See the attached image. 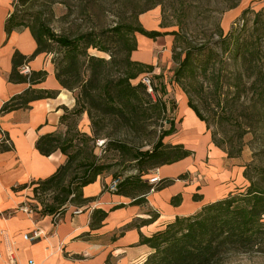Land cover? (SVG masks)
Instances as JSON below:
<instances>
[{"label":"trees","instance_id":"16d2710c","mask_svg":"<svg viewBox=\"0 0 264 264\" xmlns=\"http://www.w3.org/2000/svg\"><path fill=\"white\" fill-rule=\"evenodd\" d=\"M34 1L13 0L14 11L5 23V30L8 35L18 27H28L37 42V48L30 56L22 54L19 50L14 52L13 66L8 79L14 83H29V87L22 93L5 101L0 113L29 108L35 100L57 95V90L51 91L33 87L34 84L46 78L47 71L30 70L27 73L22 71L23 67L28 65L39 53H48L49 44L47 41L51 39L65 49L63 61L59 66H55L56 75L64 88L70 90L80 88V94L76 97L77 106L81 100H84L106 113L128 116L131 120H134L135 116L139 117L140 92H144L148 96H154V93L149 92L147 86L141 81L144 75L139 78L137 85H133L131 81L140 72L152 70L154 66L133 61L130 58L132 51L137 46L135 33L139 32L155 39L160 35L177 34L179 32L147 30L139 21L136 23H120L108 29L105 32L107 37L110 35L115 37L127 51L124 73L114 78L110 77V72L107 69L109 61L106 58L91 55L87 52L89 47L109 51L107 46L95 42L94 33L87 32L76 37H69L55 33L41 20L35 25L26 22L22 18L24 16L18 14L17 4L26 5L28 2ZM160 3V0H145V6L137 14H143ZM237 5L238 1L231 4L230 8ZM249 11V9L246 10L244 14ZM252 12L254 11L252 10ZM254 13L255 17L250 35H244L243 29L224 35V30L220 28V40L215 41L214 44H221L222 53L231 50L229 58H233L237 64L232 72L235 78L233 82L234 93L258 94L264 101V50L262 38L259 39L258 37L262 35L264 18L262 11ZM163 26H165L164 23H162ZM129 35L133 37L134 42L132 44L127 41ZM191 44H193L192 41H190V45L188 44L184 56L179 61V67L175 71L176 78L179 80L187 76L191 80H197L198 73L206 74L211 66H216L218 61L222 60L223 62V59H219V54L215 52V49L208 47V43ZM206 49L214 51L217 54L216 57L208 56L203 61L199 59L198 57L203 55ZM81 54L87 55L89 60L90 74L86 79L83 78L80 69ZM153 87L154 91H157V85L153 84ZM161 89L166 92L165 86H162ZM185 91L188 90L185 89ZM188 102L197 115L207 122L191 98ZM160 104H162L161 108L163 110L166 109V104L161 100H156L154 103L158 107ZM75 111L83 112L84 108H78ZM68 115L64 114L61 120L64 122ZM167 123H169V127L161 130L152 149H134L123 142H115L114 146L119 152L127 151L132 154V160L136 161V168L139 173L126 178H113L111 181L121 180L113 192L136 197L133 202L141 203L145 201L146 193L151 190L162 189L174 182L170 178L162 179L156 184H151L148 180H145L147 174L153 168L177 162L191 154V151L181 144L165 142V138L176 130L174 119H168ZM207 127H209L208 122ZM245 129L240 126V130H238L239 137L244 136ZM212 140L217 146L223 148L222 142L217 141L214 136ZM74 141V136L64 134L61 130L42 134L36 142L37 149L43 155L49 156L55 151L61 150L67 156L65 162L51 176L30 182V184L35 185L33 188L34 195L47 191L56 192L52 202L43 204V207L35 212L39 215H52L54 223L58 221V218L55 217L57 214L62 219L69 204L87 202L88 199L84 197L82 188L95 182L107 169L104 164H100L95 160H85L86 158H84L78 164L81 171L71 174L82 153L81 148L71 151V148L77 147ZM12 148L13 143L8 134L4 132L0 139V151H8ZM224 150L227 152V162L237 164L233 157H237L242 149H236L231 144V147L224 148ZM241 166L244 167L243 174L248 181L245 187L223 198L204 204L197 213L191 216H177L164 229L157 231L150 237L142 236L141 242L148 244L152 251L141 264H217L225 255L232 253L264 254V165L247 164ZM182 177L183 175L179 176V178ZM68 179L69 181H67ZM28 185L29 183L15 186L14 190L25 189ZM106 188L109 189V185ZM195 198L200 199L201 196L195 195ZM179 199L180 197H175L173 199L174 203H177ZM96 215L100 216V220H103L107 213L97 210L94 212V216ZM92 225L94 226V221Z\"/></svg>","mask_w":264,"mask_h":264},{"label":"crops","instance_id":"0c3cea01","mask_svg":"<svg viewBox=\"0 0 264 264\" xmlns=\"http://www.w3.org/2000/svg\"><path fill=\"white\" fill-rule=\"evenodd\" d=\"M13 11V0H0V110L5 101L29 87V83L8 79L14 52L19 50L30 56L37 48L28 27H18L7 34L5 23ZM159 14L157 9L141 14L142 26L164 32ZM164 35L154 39L136 33L137 46L131 59L155 67L160 39L165 38L167 44L173 42L171 35ZM28 67L47 71L46 78L34 84V88L58 93L33 101L29 108L0 113V139L5 132L13 143L11 150L0 151V264H8L12 253L20 264H27L29 259L37 264H141L152 251L141 242L142 236L150 237L177 216L192 215L204 204L247 184L244 168L227 162V153L213 142L206 122L189 106V100L181 96L173 118L176 130L165 142L181 144L191 154L155 168L145 179L149 181L158 174L160 180L170 178L173 183L151 190L145 194V201L134 203L136 197L107 189L111 179L101 175L82 188L87 202L69 204L56 225L50 214L25 211L23 206L31 200V191L28 187L15 191L14 187L51 176L67 158L61 150L43 155L36 147L37 139L42 134L61 131L62 116L77 105L74 94L57 78L52 55L39 53ZM180 175L183 177L179 178ZM195 195L201 198L196 199ZM175 197H180L177 203L173 201ZM97 210L107 213L103 220L94 216ZM35 229L42 230L43 235L34 241L26 240L24 234Z\"/></svg>","mask_w":264,"mask_h":264},{"label":"rangeland","instance_id":"374dc122","mask_svg":"<svg viewBox=\"0 0 264 264\" xmlns=\"http://www.w3.org/2000/svg\"><path fill=\"white\" fill-rule=\"evenodd\" d=\"M236 1L238 5L230 8ZM160 2L149 11L157 9L160 12V26L162 27V23L165 24L162 27L164 32L179 33L166 34L173 38L171 44H167L165 38H161L159 59L155 67L140 72L131 81L133 85H137L139 78L148 74L153 84L157 85V91L153 92L154 96L140 92L139 117L135 116L134 120L128 116L106 113L81 100L63 122L62 129V133L75 137L74 143L77 147L71 148V151L77 148H81L82 151L71 174L81 171L78 164L84 158L106 165L107 169L103 175H107L111 180L138 174L139 170L136 168V161L132 160V154L127 151L119 152L114 146L115 142H123L134 149H152L161 130L169 127L167 120L176 118L181 96L188 100L191 98L200 109L209 124L207 130L211 138L214 136L217 141L222 142V149L231 147V144L236 149H242L237 157H233L237 164L264 165L263 98L258 94L234 93L235 78L232 72L237 64L233 58H229L231 50L222 53L221 44H214L220 40V28L224 30V35L240 29H243L244 35H250L254 12L262 11L264 18V0H160ZM144 6L145 0H35L26 5L17 4V11L19 15L24 16L22 18L26 22L35 25L41 20L59 35L76 37L87 32L94 33L95 42L107 46L109 51L89 47L87 52L106 58L109 61L107 69L110 77L117 78L124 73L127 51L115 37L112 35L107 37L105 32L120 23L138 21L141 23V14L137 12ZM248 9L250 11L244 14ZM258 37L262 38L264 50V27L262 35ZM127 41L130 44L134 42L132 35L127 37ZM190 41L193 42L191 45L208 43V47H213L223 62L218 61L206 74L198 73L197 80H191L189 76L179 80L175 71ZM47 42L48 54L52 55L55 66H59L63 61L65 49L51 39ZM215 52L206 49L198 58L203 61L208 56L216 57ZM80 69L83 78H88L90 67L87 55L81 54ZM162 86L166 87V92L162 91ZM65 89L72 92L75 97L80 94V88ZM156 100L165 103L166 109L161 108L162 104L159 107L155 106ZM78 108H84V111H75ZM240 126L246 128L242 138L238 134ZM154 169L150 170L147 176L151 175ZM34 186L29 182L31 200H27L25 205L36 212L43 204L52 202L56 192L47 191L34 195ZM217 264H264V254L232 253L225 255Z\"/></svg>","mask_w":264,"mask_h":264},{"label":"built area","instance_id":"2783aa9c","mask_svg":"<svg viewBox=\"0 0 264 264\" xmlns=\"http://www.w3.org/2000/svg\"><path fill=\"white\" fill-rule=\"evenodd\" d=\"M22 71L24 73H27V72H30V69L28 67V65H25L22 69ZM141 81L147 86V89L149 92L153 93L154 92V87H153V82L151 80V78L147 75H144L142 78H141ZM121 180L120 179H117V180H113L109 183V190L113 191L117 188L119 182ZM160 181V178L158 176V174H155L153 175L152 177L149 178V182L151 184H156ZM23 209L29 213H32L33 211L28 207V206H23ZM56 218H58V221L55 222L54 224H58L60 222V218H59V214H57L55 216ZM43 235V231L40 230V229H35L34 231L32 232H28L26 234H24V238L26 240H29V241H34L38 238H40L41 236ZM8 264H20L19 260H18V257L15 253H12L9 257V260H8ZM27 264H37V262L34 260V259H29Z\"/></svg>","mask_w":264,"mask_h":264}]
</instances>
